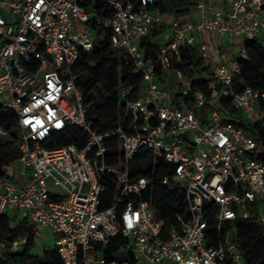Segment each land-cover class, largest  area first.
Masks as SVG:
<instances>
[{
  "label": "built area",
  "instance_id": "built-area-1",
  "mask_svg": "<svg viewBox=\"0 0 264 264\" xmlns=\"http://www.w3.org/2000/svg\"><path fill=\"white\" fill-rule=\"evenodd\" d=\"M191 1L196 16L180 23L151 10L153 0H0V111L15 120L14 127L0 124V156L11 143L20 165H0V217L14 212L28 226L46 227L61 264H107L104 250L118 235L126 259L115 264H243L232 240L236 222L257 218L264 229V161L256 140L214 101L203 113L207 98L194 84L200 77L180 69L182 55L194 50L214 78L216 100H228L246 123L264 125L260 116L253 121L257 111L264 115V92L236 88L239 60L264 38V0ZM95 4L111 14H98ZM162 25L166 41L151 59L141 44ZM99 28L144 84L135 101L126 100L129 89L121 92L125 120L104 132L87 121L74 73ZM205 33L240 38L238 59L212 63ZM168 76L181 81L178 90L161 85ZM72 128L84 138L47 147ZM109 143L118 151L112 165ZM134 161L139 165L131 168ZM144 163L147 171L168 165L162 184L184 193L187 216L171 227L157 218L151 199L141 200L153 184L136 176ZM25 244L20 237L0 240V260Z\"/></svg>",
  "mask_w": 264,
  "mask_h": 264
},
{
  "label": "trees",
  "instance_id": "trees-1",
  "mask_svg": "<svg viewBox=\"0 0 264 264\" xmlns=\"http://www.w3.org/2000/svg\"><path fill=\"white\" fill-rule=\"evenodd\" d=\"M196 4L191 0H153L151 10H159L163 14H169L178 20L180 23L192 18ZM95 11L98 14L102 13L109 16L111 11L101 5H94ZM149 37L145 38L141 44L143 48L154 59L160 45L157 40V35L163 31V28L158 32L156 28L152 29ZM264 41V39H262ZM222 52V51H220ZM247 59L239 60L241 75L237 79L236 88L241 90L244 87L264 92V46L257 39L253 45L247 47ZM180 69L187 77L199 76L200 81L194 84L205 93L207 102L205 103L202 112L205 113L213 105H217L227 113L231 118L238 121L240 127L252 133L257 143V158L264 161V125L256 123L251 125L246 123L238 111L234 110L228 100L218 99L216 90L211 86L214 83V78L209 68L204 67L198 59L197 53L189 49L182 55V66ZM74 73L77 76L76 84L79 86L83 104L87 108L86 119L93 128L100 131H108L118 124L122 123L125 115L124 103L120 100L122 91L129 89L130 92L126 96L127 101H135L138 99L144 90V84L140 74L133 72L132 66L123 63L122 53L113 49L108 38V31L99 28L96 32L94 40V48L91 52H80L77 62L74 66ZM259 108L264 113V99L260 100ZM128 118L126 119V122ZM0 124H10L14 127V115L7 111H0ZM84 138L83 133L75 128L68 132L55 135L47 144V147H59L71 143H78ZM110 150L107 153L108 163L116 164L118 154L116 143H109ZM14 146L10 143L3 147L0 156V165L7 166L12 160L16 159L18 154L10 153ZM16 149V148H15ZM134 161L133 164H137ZM168 174V165L159 164L153 171L141 172L136 176H148L153 180L150 189L145 193L141 200L151 199L157 211V218L164 220L167 227L176 224V217L187 216V204L185 196L180 189H168L162 184V179ZM113 193V188L107 192V197L110 198ZM108 202L101 206L105 208ZM25 224L24 221H21ZM212 225V221H209ZM26 236V244L24 245L26 252L32 243L30 228L25 229L20 226H10L8 216L0 217V240L12 242L18 237ZM233 243L237 250L242 253L243 264H264V229L260 226L257 218H252L248 221H237L236 230L232 235ZM126 244V240L120 235L109 243L104 250V258L107 264L121 262L126 259L122 247ZM123 252L122 259L117 258V254ZM24 255V256H25ZM23 257H7L5 261L0 260V264H18L16 258ZM22 264V263H19ZM40 264H61L60 259L55 251H45L44 259ZM130 264H133L130 262ZM225 264H231L226 262Z\"/></svg>",
  "mask_w": 264,
  "mask_h": 264
},
{
  "label": "rangeland",
  "instance_id": "rangeland-1",
  "mask_svg": "<svg viewBox=\"0 0 264 264\" xmlns=\"http://www.w3.org/2000/svg\"><path fill=\"white\" fill-rule=\"evenodd\" d=\"M260 43L262 46H264V41L262 39L264 38H259ZM221 42V51L217 49L216 41H214L209 47H208V55L209 58L211 59L212 63H217V62H227L231 61L234 59H238V53L241 50V45L242 41L238 37H224L220 38ZM181 81L175 78H171V76L167 77L166 81H162L161 85H164V87H170L172 89L176 88L177 84L180 83ZM176 90H178L176 88ZM257 117L253 120L256 121L258 120V117L264 118V115H262L259 111L256 112ZM223 119L228 120V118L223 117ZM10 153H16L17 151L14 148L11 149ZM11 163L14 165L16 169H20V165L18 162H15V159L11 161ZM136 165H139L138 163ZM135 164L131 163L130 167L133 168L136 166ZM141 172H145L149 169L150 165L148 163L141 164ZM12 177L15 178V172L14 170L11 171ZM52 192H56L57 190L52 188L50 189ZM9 216L11 219H13V223L16 226L23 227L25 229L30 228V234H31V239L32 243L29 246V249L24 256V258H16L17 263H22V264H40L41 261L44 259V253L45 251L50 252L52 249H54V240L52 238V235L50 234L49 230L46 227L43 226H28L25 224L21 223V218L18 216V213L11 212L9 213ZM21 238L25 239V237ZM117 258L122 259L123 257V252H119L117 255Z\"/></svg>",
  "mask_w": 264,
  "mask_h": 264
},
{
  "label": "crops",
  "instance_id": "crops-1",
  "mask_svg": "<svg viewBox=\"0 0 264 264\" xmlns=\"http://www.w3.org/2000/svg\"><path fill=\"white\" fill-rule=\"evenodd\" d=\"M225 2H226L225 6H227L228 3L230 2V0H226ZM196 12H197V9H196V6H195V9H194L193 14H192L193 18H195ZM171 18H172L171 15H169V14L165 15V20H170ZM153 28H156V31H158V32L161 30V28H163V31L160 32L157 35V40L160 41V43L165 42L166 41L167 31H168L167 30V25L154 26ZM201 40L206 43L207 47H209L214 41H216L217 49L219 50V52L221 51V48H222L221 47V42H220L221 40L216 34H214V33H205L204 35H202ZM8 217L10 219V225L13 226L14 225L13 219H11L10 216H8ZM14 226H16V225H14ZM22 247H24V246H22Z\"/></svg>",
  "mask_w": 264,
  "mask_h": 264
},
{
  "label": "water",
  "instance_id": "water-1",
  "mask_svg": "<svg viewBox=\"0 0 264 264\" xmlns=\"http://www.w3.org/2000/svg\"><path fill=\"white\" fill-rule=\"evenodd\" d=\"M26 249L25 247H18L15 249H11L9 254L12 257H23L25 255ZM110 264H115V263H110Z\"/></svg>",
  "mask_w": 264,
  "mask_h": 264
}]
</instances>
